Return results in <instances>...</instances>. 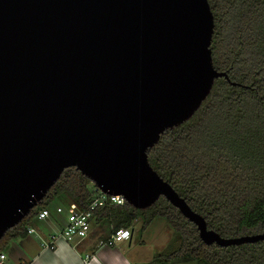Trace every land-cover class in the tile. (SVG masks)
<instances>
[{"label":"water","instance_id":"95a60500","mask_svg":"<svg viewBox=\"0 0 264 264\" xmlns=\"http://www.w3.org/2000/svg\"><path fill=\"white\" fill-rule=\"evenodd\" d=\"M213 26L207 0H0V238L74 166L135 208L164 196L205 244L263 240L208 229L147 158L228 79Z\"/></svg>","mask_w":264,"mask_h":264},{"label":"trees","instance_id":"16d2710c","mask_svg":"<svg viewBox=\"0 0 264 264\" xmlns=\"http://www.w3.org/2000/svg\"><path fill=\"white\" fill-rule=\"evenodd\" d=\"M213 14V67L228 79H214L197 110L167 128L147 149L150 166L191 209L223 237L264 231V0H207ZM231 82H235L232 84ZM98 189L76 167L63 169L43 199L0 238V251L25 237L41 209L89 206ZM54 205V206H55ZM56 210V208H55ZM171 230L166 245L145 264H264V239L221 246L205 244L196 225L160 195L135 208L105 204L93 221L107 235L140 219L141 235L156 218Z\"/></svg>","mask_w":264,"mask_h":264},{"label":"crops","instance_id":"0c3cea01","mask_svg":"<svg viewBox=\"0 0 264 264\" xmlns=\"http://www.w3.org/2000/svg\"><path fill=\"white\" fill-rule=\"evenodd\" d=\"M55 208L56 205L49 208L47 217L34 221V232L9 242L4 251L15 264H145L164 247L156 236L151 242L156 243V249L149 248L151 243L143 236L155 220L138 239H135V228L132 226L130 238L106 245L104 242L109 237L106 225L92 219L84 238L67 242L58 236L54 248H44L41 240H48L51 234H59L66 223V213L57 212Z\"/></svg>","mask_w":264,"mask_h":264},{"label":"built area","instance_id":"2783aa9c","mask_svg":"<svg viewBox=\"0 0 264 264\" xmlns=\"http://www.w3.org/2000/svg\"><path fill=\"white\" fill-rule=\"evenodd\" d=\"M125 199L121 195L106 194L98 190V193L94 195L89 206L85 209L78 208L75 204L71 203L67 208L61 206L56 207L57 212L66 213V223L63 226L59 234L49 235L48 240H41V246L44 248H54L55 240L59 236L67 242H71L75 239L84 238L89 231L90 222L93 218V211L98 206L105 204H123ZM49 214L48 209H41L38 212L37 218L42 219ZM34 232L32 226L27 228V233ZM131 236L130 228H118L116 229L106 240V245H113L123 239H128ZM87 256V255H86ZM0 264H15L8 256V254L2 250L0 251ZM22 264V263H19Z\"/></svg>","mask_w":264,"mask_h":264},{"label":"rangeland","instance_id":"374dc122","mask_svg":"<svg viewBox=\"0 0 264 264\" xmlns=\"http://www.w3.org/2000/svg\"><path fill=\"white\" fill-rule=\"evenodd\" d=\"M54 205L55 204H53L51 207H53ZM154 220H155L154 223H152L148 227L147 231L145 233H143V236H144V238L149 240V243H151L154 240V237L158 236L159 237L158 240H159L160 244L162 246H165L167 241H168V239H169V237H170L171 230L168 227L165 219L159 217V218H156ZM140 225H141V220L140 219L135 220L134 223H133V226L135 228V233H136L135 239H138V237L141 236L139 234ZM149 245H150L149 248L156 249L155 248V245H156L155 242L151 243ZM189 264H194V263L193 262H189Z\"/></svg>","mask_w":264,"mask_h":264}]
</instances>
